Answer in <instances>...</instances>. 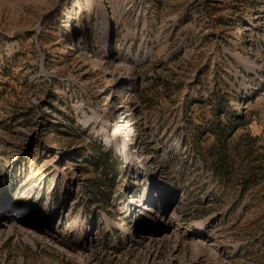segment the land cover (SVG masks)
<instances>
[{"label":"rangeland","instance_id":"374dc122","mask_svg":"<svg viewBox=\"0 0 264 264\" xmlns=\"http://www.w3.org/2000/svg\"><path fill=\"white\" fill-rule=\"evenodd\" d=\"M0 264H264V0H0Z\"/></svg>","mask_w":264,"mask_h":264}]
</instances>
